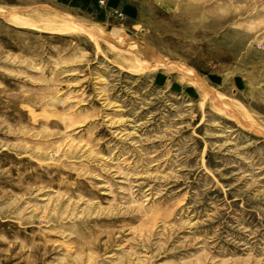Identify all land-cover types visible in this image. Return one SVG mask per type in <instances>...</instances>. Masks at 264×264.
I'll use <instances>...</instances> for the list:
<instances>
[{
    "label": "rangeland",
    "instance_id": "rangeland-1",
    "mask_svg": "<svg viewBox=\"0 0 264 264\" xmlns=\"http://www.w3.org/2000/svg\"><path fill=\"white\" fill-rule=\"evenodd\" d=\"M0 9V264H264V0Z\"/></svg>",
    "mask_w": 264,
    "mask_h": 264
},
{
    "label": "bare ground",
    "instance_id": "bare-ground-1",
    "mask_svg": "<svg viewBox=\"0 0 264 264\" xmlns=\"http://www.w3.org/2000/svg\"><path fill=\"white\" fill-rule=\"evenodd\" d=\"M0 16L1 17H6V18H12V19H20L19 17V15H15V14H12L11 12H6V11H4V10H1L0 9ZM14 20V21H15ZM25 24H27V25H31V22H25ZM53 30V29H52ZM67 30H71L70 28H67ZM151 57V56H150ZM153 57V56H152ZM154 60V58H150V61H153ZM142 62V61H141ZM145 64V66L146 67H151V65H150V63L148 64L147 63V61L146 62H144ZM154 66H156V65H154ZM153 67V66H152ZM249 127H251V126H249Z\"/></svg>",
    "mask_w": 264,
    "mask_h": 264
},
{
    "label": "built area",
    "instance_id": "built-area-1",
    "mask_svg": "<svg viewBox=\"0 0 264 264\" xmlns=\"http://www.w3.org/2000/svg\"><path fill=\"white\" fill-rule=\"evenodd\" d=\"M119 16H121V15H119Z\"/></svg>",
    "mask_w": 264,
    "mask_h": 264
}]
</instances>
